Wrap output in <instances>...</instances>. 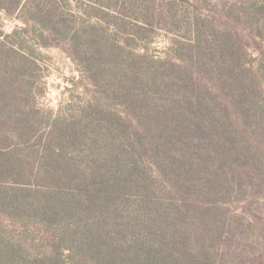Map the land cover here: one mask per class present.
<instances>
[{
	"label": "trees",
	"instance_id": "1",
	"mask_svg": "<svg viewBox=\"0 0 264 264\" xmlns=\"http://www.w3.org/2000/svg\"><path fill=\"white\" fill-rule=\"evenodd\" d=\"M59 1L0 0V264H264V0H86L76 28ZM169 20L192 36L150 54ZM50 37L94 93L56 116Z\"/></svg>",
	"mask_w": 264,
	"mask_h": 264
},
{
	"label": "rangeland",
	"instance_id": "2",
	"mask_svg": "<svg viewBox=\"0 0 264 264\" xmlns=\"http://www.w3.org/2000/svg\"><path fill=\"white\" fill-rule=\"evenodd\" d=\"M215 1L219 2V0H213L210 3L198 2L195 7H189L188 13L191 15V20H194L195 18V11L201 18H222L225 22H227L228 19L224 14L226 11L221 7H217ZM229 1L230 0H221V3L223 5H229ZM59 2L65 6V9L69 12V14H72L71 17L76 20L73 23L75 28L80 26L83 20L87 18V15L84 14V12L86 13V10L89 8L86 0H60ZM166 19L171 18L166 16ZM24 26L25 24L21 20L14 17H7L5 19L6 31H11L15 27ZM34 26L39 28L38 25ZM153 29L154 30L150 31V35L145 39L143 46L148 47L150 54L157 56H163L172 42L175 40L179 41L180 37L189 38L192 36L190 28H186L178 23H173V20L162 22V26L160 25V28ZM36 33L37 35L40 34L38 31ZM50 38H47L46 41L49 40L53 45L47 47L41 46L38 48L36 43H31L35 42L34 40L36 39L35 33L31 32L28 38L31 42H28V46L31 50H33L32 47L33 44H35V47L33 48H35V55L38 58L37 60L40 66V70L38 69L35 73V84L36 86L39 85L44 89L36 99L37 108L42 109V111L45 110L52 112L53 116H56L60 112L67 111L70 113L73 108L80 109L85 102H88L93 97L94 93L91 87L85 85V83H81V71L71 55L65 50L64 42L56 41L52 37ZM59 38H61L60 35ZM39 40L41 41L43 39L39 38ZM58 42L61 43V45H55ZM59 77L62 78V82H57V78ZM49 87L57 90L56 98L48 96ZM97 143L99 144V142ZM262 201V205L264 207V200ZM242 206L244 205H233V207L238 208V210H241ZM260 207L258 205L254 208Z\"/></svg>",
	"mask_w": 264,
	"mask_h": 264
},
{
	"label": "built area",
	"instance_id": "3",
	"mask_svg": "<svg viewBox=\"0 0 264 264\" xmlns=\"http://www.w3.org/2000/svg\"><path fill=\"white\" fill-rule=\"evenodd\" d=\"M57 82H62V78H57ZM48 96L51 98H56L57 96V90L55 88H48Z\"/></svg>",
	"mask_w": 264,
	"mask_h": 264
}]
</instances>
